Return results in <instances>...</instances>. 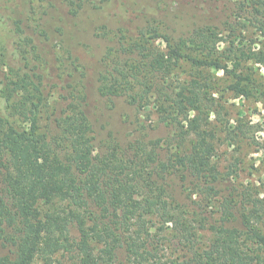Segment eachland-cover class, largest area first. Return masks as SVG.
<instances>
[{
  "label": "trees",
  "instance_id": "obj_1",
  "mask_svg": "<svg viewBox=\"0 0 264 264\" xmlns=\"http://www.w3.org/2000/svg\"><path fill=\"white\" fill-rule=\"evenodd\" d=\"M249 1L264 43V0ZM140 32L120 31L122 50L133 57L111 62L109 50L98 91L133 107L152 104L172 129L164 142L140 138L123 150L94 146L85 84L51 56L47 33L40 46L22 40L19 65L0 58V264H264V188L238 183V171H221L217 156L219 133L251 143L258 125L233 131L212 124L206 74L220 71L226 90L249 98L256 88L243 63L264 65V55L220 48L221 34L211 27L178 40L153 28ZM157 38L164 52L147 46ZM181 63L194 76L153 98L158 80ZM52 87H59L61 111L49 104ZM44 117L58 129L50 139L39 132ZM183 137H191L189 146L176 142ZM162 145L172 151L164 160L155 152ZM175 178L185 186L179 197L168 186Z\"/></svg>",
  "mask_w": 264,
  "mask_h": 264
},
{
  "label": "rangeland",
  "instance_id": "obj_2",
  "mask_svg": "<svg viewBox=\"0 0 264 264\" xmlns=\"http://www.w3.org/2000/svg\"><path fill=\"white\" fill-rule=\"evenodd\" d=\"M68 1L72 2L71 5ZM100 6L102 10L97 9ZM252 13L255 12L249 0L245 3L243 0H0V58L4 64L11 62L19 65L21 46H25L22 40L29 37L35 45L40 46L42 32L47 33L50 37L47 49L51 50V56L64 60L85 84L94 146L98 150H123L140 138L146 143L157 140L164 142L172 128L162 123L160 114L152 104L142 109L127 105L124 97L110 100L100 96L98 80L104 70V55L110 50L111 62L121 60L122 63L133 57L129 51L122 50V46L126 48L127 45L120 38V31L138 37L140 31L153 28L159 34L178 40L184 39L196 28L211 27L221 34L220 48L233 46L241 48L246 54L259 52L263 56L259 17ZM150 36L147 33L146 37ZM147 44L157 51L165 50L159 38L154 41L149 39ZM48 57L50 60V51ZM243 72L250 75L256 88L249 98L236 97L226 90L229 81L220 71L206 70L213 81L214 113L210 120L217 128L233 131L236 125L244 128L251 124L258 125V132L249 131L254 138L251 143L224 141V134L219 133L221 143L217 146V156L221 171L225 172L232 166L238 171V183L262 191L264 65L248 61L243 63ZM194 74L188 65L181 63L166 81L158 80L153 98L159 96L160 92H169ZM133 86L136 92L142 89L138 80L133 81ZM47 92L49 104L51 102L52 107L61 111L65 104L60 97L59 87L49 88ZM50 122L44 117L39 125V132L48 139L58 131L53 122L54 129L50 128ZM178 132L175 131V137ZM176 142L189 146L191 137L177 138ZM155 152L164 160L172 151L162 145ZM168 186L176 197L184 194L185 186L179 178L168 181ZM180 198L185 199V196ZM200 199V196L192 198L196 202ZM209 208L207 210H216ZM216 218L214 214L212 220Z\"/></svg>",
  "mask_w": 264,
  "mask_h": 264
}]
</instances>
